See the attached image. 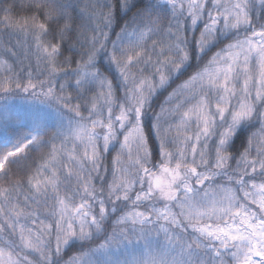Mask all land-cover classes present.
Here are the masks:
<instances>
[{"label":"snow or ice","instance_id":"obj_1","mask_svg":"<svg viewBox=\"0 0 264 264\" xmlns=\"http://www.w3.org/2000/svg\"><path fill=\"white\" fill-rule=\"evenodd\" d=\"M13 100L0 264H264V0H0Z\"/></svg>","mask_w":264,"mask_h":264},{"label":"rangeland","instance_id":"obj_2","mask_svg":"<svg viewBox=\"0 0 264 264\" xmlns=\"http://www.w3.org/2000/svg\"><path fill=\"white\" fill-rule=\"evenodd\" d=\"M12 106L10 107L9 113H7L9 118H21L22 120L29 118L32 114L30 109L32 108V104L26 101H16L12 102ZM10 104V103H9ZM5 115H0V121L4 119Z\"/></svg>","mask_w":264,"mask_h":264},{"label":"trees","instance_id":"obj_3","mask_svg":"<svg viewBox=\"0 0 264 264\" xmlns=\"http://www.w3.org/2000/svg\"><path fill=\"white\" fill-rule=\"evenodd\" d=\"M131 15V13H129V16ZM113 39L115 38L114 36L112 37ZM64 48L67 50V48H68V45H67V43L64 45ZM69 53L67 52V51H65V55H68ZM16 101H19V100H13V101H10V102H8V104H9V110H10V107L12 106V102H16ZM24 102V101H23ZM4 101H0V115H7V114H5V112H4V108H3V105H4ZM7 113H9V111L7 112ZM8 116V115H7ZM21 119V118H20ZM259 127V125L257 124V125H255L254 126V128H253V130H255V128H258ZM244 141L245 143H246V139H245V137L244 136H242L241 137V139L240 140H237V143H236V148L238 149L239 147H240V144H241V141ZM109 159H111V157H109ZM72 251H74V249L73 250H69L66 254H65V259H67L68 258V256H70L71 254H72Z\"/></svg>","mask_w":264,"mask_h":264}]
</instances>
